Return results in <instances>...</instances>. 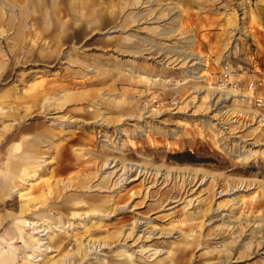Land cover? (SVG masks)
Listing matches in <instances>:
<instances>
[{
	"label": "rangeland",
	"instance_id": "obj_1",
	"mask_svg": "<svg viewBox=\"0 0 264 264\" xmlns=\"http://www.w3.org/2000/svg\"><path fill=\"white\" fill-rule=\"evenodd\" d=\"M4 1L0 94L8 93L0 108L19 110L16 116H0V170L9 162L20 166L18 154L6 150L20 132L40 125L58 130L54 117L60 116L70 130L50 143L60 144L59 152L40 144L37 154L47 155L48 162L35 176L20 175L17 191L0 188V253L8 252V264H264V105L242 97L246 81L237 91L220 79L225 61L241 71L252 65L264 71L257 61L264 49L259 53L262 47L253 37L264 32V14L251 8L263 0L180 1L158 22L142 20L119 29L120 18L130 12L162 11L177 1L161 0V5L127 6L114 23L86 28L117 1L105 0L87 11L74 10L77 21L64 10L50 34L41 30V20L32 25V15L17 17L26 0ZM46 6L59 13L51 0ZM150 26L178 30L153 39L146 30ZM79 28L82 33L75 35ZM120 37L146 42L124 48L105 41ZM104 60L146 66L156 79L128 75L132 83L91 86L98 87L92 92L104 89L103 98L116 105L113 110L99 106V117L73 111L91 109L88 100L48 113L22 100L30 82L53 84L65 73L88 77L73 80L78 84L93 80L99 69L146 73ZM82 134L87 141L71 142ZM18 217L30 221L26 234L47 231L38 238L46 243L42 251L31 249L35 236L27 240L33 242L27 258L13 233Z\"/></svg>",
	"mask_w": 264,
	"mask_h": 264
},
{
	"label": "crops",
	"instance_id": "obj_2",
	"mask_svg": "<svg viewBox=\"0 0 264 264\" xmlns=\"http://www.w3.org/2000/svg\"><path fill=\"white\" fill-rule=\"evenodd\" d=\"M46 1L47 0H26V3H25L26 5L22 9H20L17 17H19V19H21L22 16H25L26 14H28V16L32 15V18H33L32 25L37 26L38 21L41 20V23H42L41 30L43 29V31H44L43 33H47L48 29L51 26H55L54 22L58 21L60 19L61 14H64L65 12H67V14H69V16H70V19L73 18L75 21H77L80 17L78 18V15L75 14L74 10H76L80 7V8H83L84 10L87 11L90 9V6H94L95 4H97V6H100L102 4V2L105 0H99V1L98 0H69V1L67 0V5H66V3H64L63 0H51V2L57 7V10L59 12L58 14H56V12H52L49 8H47ZM108 1L111 2L112 0H108ZM166 1H170V0H166ZM180 1L181 2L182 1L189 2L188 0H177L175 2H167L169 4L168 7L165 8V9H167V11H165V9L162 11L161 10L156 11V8L154 7V8H146V10H144V11H136L134 13L130 12L129 14L120 18V22L118 24L120 26L119 29H125L126 27L130 26L131 24H134V23L142 21V20L146 21L148 19L149 20L152 19L151 22H158L159 20L163 19L165 12L168 13L169 11H172V10L178 8L179 5L181 4ZM5 4L6 3L4 0H0L1 11H2V9L3 10L6 9ZM153 4L154 5L160 4L161 5V0H117L115 3L112 4L111 8L108 10V13L100 12V17L98 18L97 22L96 21L94 22L93 20H91L90 22H86V24H87L86 28H90V29L101 28L107 24L114 23L116 21V19L119 18V13L124 11V9L127 6H132V5L133 6H136V5L142 6L143 5V6L147 7V6L153 5ZM8 7H9L8 9L12 13L15 12L12 9V8H14V5L11 6L12 8L10 6H8ZM251 8L256 9V10H260V15L264 14V0L259 5H257V3H255L253 5V7H251ZM61 9H63V11L60 13ZM64 10H67V11L64 12ZM69 10H72V11H69ZM1 11H0V20L4 16V12H1ZM70 12H72L74 14L71 15ZM80 15L82 16L81 19H85V20L88 19V18H85V15L83 14V12H81ZM10 17L13 18L15 16H10ZM38 18H40V19H38ZM53 23H54V25H53ZM73 23L75 24V22H73ZM73 23L71 21L67 22V24H73ZM17 26H19V24ZM262 26H263L262 28H264V22L262 23ZM146 30L148 32H150L151 34H153L152 35L153 39H156L161 34H166V36H173L176 34L178 28L173 29V28L169 27V29L166 30L167 33L162 32V30L159 31V29L155 26H150V27L146 28ZM76 31H75L76 32L75 35H78L77 34L78 32H79V34L82 33V29H80V28L77 29ZM47 34H50V32H48ZM16 35H17V33H16ZM36 36L37 37L40 36V33H37ZM253 37L261 45L262 49L261 50L259 49V53H262V50L264 49V32H261V31L255 32L253 34ZM140 40H137L136 38L132 39L131 37H126V38L120 37L119 39L112 38V39L105 40V41L108 43H115L116 42L124 48H137V47H140L142 45L141 42H146L143 39L141 41ZM155 49H158V48L155 47ZM142 50H143L142 48H141V50L136 49V51H138V52H141ZM172 50L174 51V54H177L178 48L174 47ZM191 58L192 57H190L188 60H190ZM257 58H258L257 59L258 63L264 69V55L263 56L261 55V57H257ZM103 62H105L107 64H112L118 69H124L127 67L126 69L130 70V71L142 70L143 72H146V73H111L110 70H104V69L98 68L99 69L98 73L94 74L96 76L94 77L93 80H83V82H80V84L75 83L74 81H80V80H82L84 78H88V77H85L81 73H65L62 75V77L64 76V79H62L61 77H59V79L55 78L53 84H47V81H45V80H40V81L38 80V81L30 82L24 90L26 95L22 97V100L28 99L29 101H31L34 104V106L40 110L41 113H48L50 110H55V109L61 108L66 103L71 102V101L72 102H78V101H82V100H88L89 102H91V106H92L91 109H84V108L79 109L78 108V109H73V111L74 112H80V114H82V116L99 117L103 114L102 111L100 110V107L104 106L108 110H113L112 106H116V105L115 104L109 105L110 101H111V103H114V101L112 99L103 98V96L101 95V91L104 89H98V91L95 90V92H92L90 90H93L92 88H95V87H92L90 89L91 86L99 85V81L104 79V77H106V76L109 77V80L112 82L111 78H113V79L116 78V75H113V74H117V75L125 74L122 77H126V78H129L128 75H143V76L151 77V76L147 75V73L150 72L151 69L146 67V66L131 65V64L123 63V62H116V61H110V60H104ZM65 76H66V78H65ZM92 76H89V77H92ZM151 78H153V77H151ZM153 79H156V78H153ZM137 81H139L142 84L146 83L142 79H138ZM130 82L132 83V81H130ZM151 82H153V81H151ZM117 83H119V82H117ZM100 85L105 86L108 89H111L116 85V83H113L111 85L108 83H102ZM75 86H77V87L87 86L89 88H86V89L80 90V91H64V92H62L64 89H66L68 87H75ZM102 86H100V87H102ZM97 88H95V89H97ZM7 93L8 92H4V93L0 94V100L4 99L7 95ZM137 99H134V100H137ZM117 105H118V103H117ZM18 110L19 109H15V108H7L6 110L4 108L2 110V108H0V116L1 117L16 116V115H18ZM63 119H64L63 116H60L58 118L54 117V120H58V122L55 123V125L60 124V126H59L60 128L58 130H54L53 128L48 127V126L40 125L39 130L36 129L38 126H35L34 128H32V130L29 129L30 131L27 133H21L20 132V134H18L17 141L14 143H11L7 147L6 150H7L8 154H11V153H17L18 154V157L20 159V166L18 167L17 165H14V163H12V162L6 163L5 168L3 170H0V188H3L4 190H7V191H14V190L17 191L16 182L19 180L18 177H20V175H24V176H28V177L31 175L35 176L37 174V171H39L40 167L43 165V163L48 162V160H45V157H47V155L37 154V152H39L38 147L40 146V144L42 142H46V143L50 144L53 142V140L55 138H59L66 131L67 132L70 131V130H66L68 128L65 129V127H67L69 124L66 123V125H64L62 123V122H65V121H62ZM83 136H84V134H82L81 136L80 135H76L74 137L72 136L73 138L71 139V142H80V140H82L84 142L87 141L88 138L86 139ZM50 147L53 150H55V152H59L61 149L60 144H54L53 146L50 144ZM32 157L34 159L29 160ZM28 160L30 162H28ZM43 181L46 184L49 183L48 179H44ZM18 193L22 194V192H18ZM78 203L79 202H76V204H78ZM25 222H26V219L23 217H18L16 219H14L13 224L16 226L17 229L13 230V233L15 234V237L17 239H19V241H21L22 246L23 245L25 246V252H26L25 257L27 258L26 254L30 249V246H31L30 244L32 241L31 242L27 241V240H30V237H28L27 240L23 239V231L25 228ZM44 230L45 229L38 230L37 233L43 232ZM44 232H47V231H44ZM40 236H42V235H40ZM32 239H33V242L35 241V243H36V246H34L33 249H37V248L40 249V246L46 244V243H41L40 242L41 240L38 238H32ZM3 254H5V256H2V254L0 253V264H8V262H7V259L9 258L8 252L3 253ZM9 254H10V252H9Z\"/></svg>",
	"mask_w": 264,
	"mask_h": 264
},
{
	"label": "built area",
	"instance_id": "obj_3",
	"mask_svg": "<svg viewBox=\"0 0 264 264\" xmlns=\"http://www.w3.org/2000/svg\"><path fill=\"white\" fill-rule=\"evenodd\" d=\"M247 3H251V0H245ZM237 75H244L243 77H237ZM220 79L224 86L233 90L240 91V83L242 80L245 82V92L242 97L250 104L255 106L264 105V71H262L258 65H252L250 68L241 69L236 68L228 61H225L220 71ZM26 226H31L30 224Z\"/></svg>",
	"mask_w": 264,
	"mask_h": 264
},
{
	"label": "bare ground",
	"instance_id": "obj_4",
	"mask_svg": "<svg viewBox=\"0 0 264 264\" xmlns=\"http://www.w3.org/2000/svg\"><path fill=\"white\" fill-rule=\"evenodd\" d=\"M104 75V74H103ZM123 76V75H122ZM111 78V77H110ZM111 80H112V82L109 80V77H104V79H102L101 81H99V85L100 84H102V83H108V84H113V83H117V82H126V81H129V78H126V77H117V78H115V79H113V78H111ZM114 90V89H113ZM60 101V100H59ZM113 103H111V101L109 102V105H112ZM118 105H123V104H119L118 103ZM126 106V105H125ZM128 106V105H127ZM29 225L30 224V221H28V220H26V222H25V226L26 225ZM43 229V228H42ZM41 228L40 229H36L35 231H33V232H31V233H28V234H26L24 231H23V239H25V240H27L28 239V237H30V238H32V236H35L34 238H40V235H45L46 234V232H42V233H37L36 231H38V230H42ZM46 231V230H45ZM34 233V234H33ZM38 237H37V236ZM41 237H43V236H41ZM19 242H21V241H19ZM33 243V242H32ZM34 243H35V241H34ZM34 246H36V243L34 244ZM34 246H32V248L31 249H33V247ZM42 247V246H41ZM42 249V248H41ZM34 250V249H33ZM40 253V252H39Z\"/></svg>",
	"mask_w": 264,
	"mask_h": 264
}]
</instances>
